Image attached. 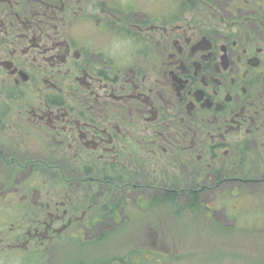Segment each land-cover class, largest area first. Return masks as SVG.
Masks as SVG:
<instances>
[{
  "label": "flooded vegetation",
  "instance_id": "flooded-vegetation-1",
  "mask_svg": "<svg viewBox=\"0 0 264 264\" xmlns=\"http://www.w3.org/2000/svg\"><path fill=\"white\" fill-rule=\"evenodd\" d=\"M78 22L94 23V45L71 35ZM4 86L26 103L0 110V213L13 209L0 264H59L30 250L264 181V0H0ZM34 176L45 195L16 204ZM91 255L67 264H118Z\"/></svg>",
  "mask_w": 264,
  "mask_h": 264
},
{
  "label": "rangeland",
  "instance_id": "rangeland-1",
  "mask_svg": "<svg viewBox=\"0 0 264 264\" xmlns=\"http://www.w3.org/2000/svg\"><path fill=\"white\" fill-rule=\"evenodd\" d=\"M90 1L93 0H88ZM91 27H95L93 22H78L74 24L71 35L81 38L77 41L80 44L87 41L94 45L96 35ZM104 37L106 40L102 43L109 45H113L117 38L121 39L114 35L102 38ZM30 86V83L24 85V93L30 92ZM6 89L4 86L0 90L1 111L25 105L26 96L22 97V91L13 94L11 91L6 92ZM254 171L263 175L261 171L264 168ZM50 183L45 177L20 178L18 188L22 193L13 194L12 199L16 204L24 205L26 201L37 198V194L34 195L36 190L44 196ZM257 183L245 190L217 193L215 203L211 202L213 195H201V204L194 210H174L163 205L146 212L136 208L132 211L125 210L124 216L130 215L132 220L116 227H108V233H103L96 240L86 236L80 242L62 241L52 252L47 249L30 251L31 254H57L59 264L64 263L66 254H76L79 251L92 254L88 260L92 263L100 258L107 262L115 257L116 260L119 259L118 264H128L132 259L137 260L139 254H150V257L146 256V264H264V181ZM56 186L61 184L56 181ZM26 193H29V197L23 200ZM222 200L225 204H217ZM5 206L6 211L0 213L2 225L12 222L13 209ZM8 224L4 230H9ZM66 258V264L73 260V257ZM82 258L87 260L88 256H78V259ZM135 264L143 263L139 261Z\"/></svg>",
  "mask_w": 264,
  "mask_h": 264
},
{
  "label": "clouds",
  "instance_id": "clouds-1",
  "mask_svg": "<svg viewBox=\"0 0 264 264\" xmlns=\"http://www.w3.org/2000/svg\"><path fill=\"white\" fill-rule=\"evenodd\" d=\"M131 43L132 42L128 39H120V40L114 41L112 50L113 52L118 53L123 49L130 48Z\"/></svg>",
  "mask_w": 264,
  "mask_h": 264
},
{
  "label": "trees",
  "instance_id": "trees-1",
  "mask_svg": "<svg viewBox=\"0 0 264 264\" xmlns=\"http://www.w3.org/2000/svg\"><path fill=\"white\" fill-rule=\"evenodd\" d=\"M0 122H3V120L0 119Z\"/></svg>",
  "mask_w": 264,
  "mask_h": 264
}]
</instances>
